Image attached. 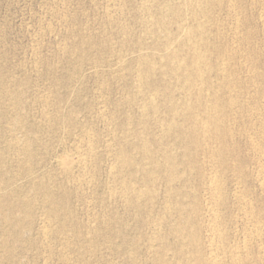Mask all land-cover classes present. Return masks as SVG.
<instances>
[{
    "label": "rangeland",
    "instance_id": "374dc122",
    "mask_svg": "<svg viewBox=\"0 0 264 264\" xmlns=\"http://www.w3.org/2000/svg\"><path fill=\"white\" fill-rule=\"evenodd\" d=\"M192 1L0 0V264H264V0ZM179 21L208 60L187 91Z\"/></svg>",
    "mask_w": 264,
    "mask_h": 264
},
{
    "label": "bare ground",
    "instance_id": "6f19581e",
    "mask_svg": "<svg viewBox=\"0 0 264 264\" xmlns=\"http://www.w3.org/2000/svg\"><path fill=\"white\" fill-rule=\"evenodd\" d=\"M146 1H147V0H146ZM213 1H214V0H213ZM150 2H151V1H150ZM192 2H195V3H196V1L187 0V4H188V6L191 7V8L194 7V5H192ZM199 2H200V1H199ZM204 2H206V1L204 0ZM228 2H229V0H228ZM108 3H110V2L108 1ZM108 3H107V4H108ZM195 3H194V4H195ZM113 4H114V3H113ZM163 4H164V3H163ZM180 4H181V3H180ZM200 4H201V3H200ZM219 4H220V3H219ZM227 4H228V3H227ZM235 4H236V3H235ZM111 5H112V4H111ZM116 5H117V4H116ZM141 5H142V4H141ZM181 5H182V4H181ZM184 5H185V3H184ZM184 5H183V6H184ZM216 5H217V4H216ZM144 6H145V5H144ZM164 6H165V5H164ZM195 6H196V10L193 9V11H192V13H191V14H192V18H195L197 15L200 14V10H197V8H198L197 4H195ZM117 7H118V6H117ZM179 7H180V5H179ZM230 7H231V6H230ZM120 8H121V7H120ZM140 8H141V7H140ZM144 8H145V7H144ZM227 8H228V7H227ZM232 8H234V7H232ZM151 9H152V8H151ZM153 9H154V8H153ZM183 9H184V7H183ZM187 9H188V7H187ZM187 9H186V10H187ZM113 10H114V9H113ZM191 10H192V9H191ZM227 10H229V9H227ZM231 10H232V9H231ZM115 11H116V10H115ZM147 11H149V9H148ZM204 11H205V10H204ZM206 11H207V9H206ZM233 11H234V10H233ZM233 11H232V12H233ZM140 12H141V11H140ZM216 12H217V11H216ZM109 14H110V13H109ZM109 14H108V15H109ZM127 14H128V13H127ZM233 14H234V13H233ZM230 15H231V14H230ZM238 15H239V14H238ZM106 16H107V15H106ZM115 16H116V15H115ZM118 16H119V15H118ZM140 16H141V15H140ZM142 16H143V15H142ZM233 16H234V15H233ZM111 17H112V16H111ZM151 17H152V16H151ZM160 17H161V16H160ZM163 17H164V19H165L164 14H163ZM213 18H214V17H213ZM138 19H139V18H138ZM136 20H137V19H136ZM143 20H144V19H143ZM178 20H179V19H178ZM160 21H161V22H160ZM160 21H158V23H159V24H162V20H160ZM186 21H187V20H186ZM106 22H107V21H106ZM109 22H110V21H109ZM147 22H148V20H147ZM190 22H191V21H190ZM195 22H196V21H195ZM112 23H113V22H112ZM176 23H177V22H176ZM204 23H205V22H204ZM204 23H202V24L204 25ZM106 24H107V23H106ZM114 24H115V23H114ZM117 24H118V23H117ZM121 24H122V23H121ZM153 24H155V23H152V24H149V25H153ZM163 24H164V23H163ZM108 25H109V24H108ZM124 25H125V24H124ZM189 25H190V24H189ZM189 25H188V27H187L183 22L180 23V21H179V23H177L178 29L182 30V32L184 31V33H185V38H184L183 41H180L179 46H180V47H183L184 45H186V46H188V49L192 52L191 55H190V57H188V62L185 63L186 65L183 64V63H182V64L179 63L178 61L182 59V58H181V55H180V57H179L177 54H175V53H173V52H172V54H170L171 56L169 55V56H170V59H169L168 61L170 62V65H171V66L169 67V71L172 70L171 73H173V74H176V73L173 72L174 70H180V69H182V68H185V69H186L187 66L190 67V69H189V71H190V73H191L190 75H194V79H191V78H190L189 81H190V80L193 81V80H199L200 78H202L201 76L203 75L202 73H203L204 71H203V72H200V69H201L202 65H203V66L206 65V64H204V63H205V61L207 60V57H206L205 54L203 55V54H199V53H198V50H199V48L201 47L202 42H204L203 39H202V36H200V38L197 37V38H199V39H194L196 34L202 35V32H203L202 27H203V26L197 24V26L195 25L197 28L192 29V28H189ZM115 26H116V25H115ZM158 26H159V25H158ZM164 26H165V25H164ZM161 27H162V26H161ZM200 27H201V28H200ZM118 28H119V27H118ZM120 28H121V27H120ZM145 28H146V27H145ZM162 28H163V27H162ZM176 28H177V27H176ZM237 28H238V27H237ZM237 28H236V29H237ZM163 29H164V28H163ZM156 30H157V29H156ZM126 33H127V32H126ZM122 34H123V32H122ZM180 34H181V33H180ZM182 34H183V33H182ZM182 34H181V35H182ZM199 35H198V36H199ZM208 35H209V34H208ZM208 35H207V36H208ZM163 36H164V35H163ZM204 36H205V35H204ZM155 37H156V36H155ZM165 37H166V36H165ZM177 37H178V36H177ZM177 37H176V40H177ZM181 37H182V36H181ZM205 37H206V36H205ZM205 37H204V38H205ZM123 38H124V37H123ZM163 38H164V37H163ZM156 39H159V38H156ZM161 39H162V38H161ZM210 39H211V38H210ZM233 39H234V38H233ZM235 39H236V38H235ZM174 40H175V39H174ZM176 40H175V41H176ZM204 40H205V39H204ZM211 40H212V39H211ZM244 40H245V39H244ZM143 41H144V40H143ZM165 41H166V40H165ZM167 41H168V40H167ZM171 41H172V40H171ZM171 41H170V42H171ZM175 41H173V42H175ZM177 41H178V40H177ZM237 41H238V40H237ZM237 41H236V42H237ZM168 42H169V41H168ZM170 42L168 43L169 45L171 44ZM206 42H207V40H206ZM208 42H209V41H208ZM233 42H234V41H233ZM245 42H246V41H245ZM210 43H211V41H210ZM163 44H164V43H163ZM166 44H167V43H166ZM176 44H177V42H176ZM207 44H208V43H207ZM207 44H206V45H207ZM169 45H168V47H170ZM211 45H212V44H211ZM163 46H164V45H163ZM177 46H178V45H177ZM207 46H208V45H207ZM172 47H173V46H172ZM174 48H175V47H174ZM206 48H207V47H206ZM214 48H215V47H214ZM234 48H235V47H234ZM61 49H62V48H61ZM168 49H169V48H168ZM176 49H177V48H176ZM171 50H172V49H171ZM178 50H180V49H178ZM207 50H208V48H207ZM137 51H138V50H137ZM141 51H142V50H141ZM152 51H153V50H152ZM168 51H169V50H168ZM175 51H176V50H175ZM186 51H187V50H186ZM205 51H206V50H205ZM83 52H84V51H83ZM201 52H202V51H201ZM228 52H229V51H228ZM164 53H165V52H164ZM178 53H179V52H178ZM182 53H183V52H182ZM202 53H203V52H202ZM139 54H140V52H139ZM145 54H146V53H145ZM147 54H148V53H147ZM225 54H226V53H225ZM229 54H230V53H229ZM233 54H234V52H233ZM234 56H235V55H234ZM140 57H141V58L143 59V61L145 62V58H147V57H145V56H140ZM159 57H160V55H159ZM156 58H157V57H156ZM139 61H140V60H139ZM148 61H149V60H148ZM207 61H208V60H207ZM222 61H223V60H222ZM149 62H150V61H149ZM149 62H148V63H149ZM159 62H160V61H159ZM159 62H158V63H159ZM169 62H168V64H169ZM231 62H232V61H231ZM150 63L152 64V62H150ZM150 63H149V64H150ZM153 63L155 64L156 62H153ZM136 64H137V63H136ZM166 64H167V63H166ZM225 64H226V63H225ZM227 64H228V63H227ZM137 65H138V64H137ZM144 65H145V64H144ZM221 65H222V64H221ZM230 65H231V64H230ZM141 66H142V65H141ZM154 66H155V65H154ZM222 66H224V65H222ZM222 66H221V68H222ZM143 67H145V66H143ZM155 67H156V66H155ZM159 67H160V66H159ZM165 67H166V66H164V68H165ZM226 67H227V66H226ZM226 67H225V68H226ZM230 67H231V66H230ZM137 68H138V67H137ZM140 68H141V67H140ZM164 68H163V69H164ZM170 68H171V69H170ZM221 68H220V69H221ZM225 68H224V70H225ZM138 69H139V68H138ZM153 69H154V68H153ZM153 69H151V67H150L149 71H151V70H153ZM205 69H206V67H205ZM222 69H223V68H222ZM141 70H142V69H140L141 75H143ZM147 70H148V69H147ZM157 70H158V67H157ZM157 70H156V71H157ZM182 70H183V69H182ZM208 70H210V69L208 68ZM135 71H136V69H135ZM143 71H144V70H143ZM167 71H168V70H167ZM169 71H168V72H169ZM219 71H220V70H219ZM221 71H222V70H221ZM225 71H227V70H225ZM165 72H166V71H165ZM207 72H208V71H207ZM137 73H139V70H138ZM152 73H153V72H152ZM171 73H170V74H171ZM187 73H188V72H187ZM208 73H209V72H208ZM162 74H163V73H162ZM162 74H161V75H162ZM164 74H165V73H164ZM173 74H172V75H173ZM188 74H189V73H188ZM188 74H187V75H188ZM145 75H146V74H145ZM157 75H158V73H157ZM165 75H166V74H165ZM251 75H252V74H251ZM135 76H136V75H135ZM138 76H139V75H138ZM138 76H137V77H138ZM173 76H174V79H176V78H175L176 76H175V75H173ZM182 76H183V75H182ZM143 77H146V76H143ZM189 77H191V76H189ZM226 77H227V76H226ZM140 78H141V77H140ZM167 78H168V77H167ZM184 78H185V77H184ZM203 78H204V77H203ZM136 79H137V78H136ZM143 79H144V78H143ZM143 79H142V80H143ZM178 79H179V78H178ZM161 80H162V79H161ZM133 81H134V80H133ZM138 81H139V80H138ZM140 81H141V80H140ZM185 81H186V80H185ZM189 81H188V82H189ZM192 81H190V83H188V84L185 86V88H186V90L184 89L185 91L191 89V88L194 86L195 83H193L194 81H193V82H192ZM202 81H203V80H202ZM202 81H200V82L203 83L204 81H203V82H202ZM145 82H146V80H145ZM191 82H192V83H191ZM220 82H221V81H220ZM175 83H176V82H175ZM249 83H250V82H249ZM142 84H143V83H142ZM166 84H167V83H166ZM178 84H179V83H178ZM144 85L146 86V84H144ZM169 85H170V84H169ZM173 85H174V84H173ZM184 85H185V83H184ZM206 85H207V84H206ZM206 85H205V86H206ZM164 86H165V85H164ZM164 86H163V87H164ZM167 86H168V84H167ZM196 86H197V84H196ZM199 86H200V85H199ZM207 86H208V85H207ZM171 87H172V86H171ZM175 87H176V86H175ZM139 88H140V87H139ZM172 88H173V87H172ZM172 88H171V89H172ZM194 88H195V87H194ZM197 88H198V87H197ZM135 89H138V88H135ZM143 89H144V87H143ZM175 89H176V88H175ZM199 89H200V88H199ZM219 89H220V88H219ZM229 89H230V88H229ZM176 90H177V89H176ZM195 90H196V88H195ZM214 90H215V89H214ZM234 90H235V88H234ZM137 91H138V90H137ZM166 91H168V90H166ZM181 91H182V90H181ZM200 91L202 92L201 89H200ZM204 91H205V90H204ZM247 91H248V90H247ZM194 92H195V91H194ZM254 92H255V91H254ZM138 93H139V92H138ZM171 93H172V92H171ZM171 93H170V95H171ZM182 93H183V92H182ZM236 93H237V92H236ZM135 94H137V92H136ZM145 94H146V93H145ZM204 94H205V93H204ZM10 95H11V94H10ZM131 95H132V94H131ZM138 95H140V94H138ZM146 95H147V94H146ZM146 95H143V96H145V98H146ZM148 95H151V94L149 93ZM148 95H147V97H148V100H147L148 102H147V103H151V102H153V101L156 99L155 97H153V96L150 97V96H148ZM160 95H161V94H160ZM164 95H165V94H164ZM188 95H189V94H188ZM208 95H209V94H208ZM212 95H213V94H212ZM234 95H235V94H234ZM255 95H256V94H255ZM11 96H12V95H11ZM133 96H134V95H133ZM143 96H142V97H143ZM167 96H168V95H167ZM178 96H179V94H178ZM182 96H184V95L182 94ZM200 96H201V95H200ZM209 96H210V95H209ZM215 96H216V95H215ZM9 97H10V96H9ZM216 97H217V96H216ZM140 98H141V97H140ZM145 98H144V100H145ZM186 98H187V97H186ZM192 98H193V97H192ZM207 98H208V97H207ZM212 98H213V97H212ZM160 99H161V98H160ZM187 99H188V98H187ZM208 99H209V98H208ZM213 99H214V98H213ZM228 99H229V98H228ZM236 99H237V98H236ZM236 99H235V100H236ZM131 100H132V99H131ZM136 100H137V99H136ZM205 100H206V99H205ZM214 100H217V99H214ZM231 100H232V97H231ZM235 100H234V101H235ZM128 101H129V100H128ZM182 101H183V100H182ZM188 101H189V100H188ZM207 101H208V100H207ZM228 101H229V100H228ZM228 101H227V102H228ZM129 102H131V101H129ZM142 102L144 103V101H142ZM154 102H155V101H154ZM203 102H204V101H203ZM209 102H210V99H209ZM239 102H240V101H239ZM140 103H141V102H140ZM178 103H179V102H178ZM223 103H224V102H223ZM228 103H229V102H228ZM233 103H234V102H233ZM131 104L133 105V103H131ZM153 104H155V103H153ZM167 104H168V103H167ZM182 104H183V103H182ZM208 104H209V103H208ZM208 104H206V105H208ZM210 104H211V103H210ZM219 104H220V103H219ZM221 104H222V103H221ZM225 104H226V103H225ZM231 104H232V103H231ZM240 104H241V103H240ZM140 105H141V104H140ZM145 105H146V103H145ZM148 105H149V104H147V106H148ZM173 105H174V104H173ZM185 105H186V104H185ZM212 105H213V104H212ZM226 105H227V104H226ZM229 105H230V104H229ZM147 106H146V107H147ZM152 106H154V105H152ZM152 106H150V107H152ZM175 106H176V105H175ZM175 106H174V107H175ZM204 106H205V105H204ZM204 106H203V107H204ZM214 106H215V104H214ZM214 106H213V107H214ZM227 106H228V105H227ZM230 106H231V105H230ZM230 106H228V107L230 108ZM155 107H156V105H155ZM174 107L171 105L170 111H171L172 115H173V114H174V115H175V114L178 115V114L176 113V110H175L176 108L174 109ZM201 107H202V106H201ZM210 107H211V106H210ZM213 107H212V108H213ZM215 107H217V106H215ZM215 107H214V108H215ZM222 107H223V106H222ZM222 107H221V108H222ZM245 107H246V106H245ZM256 107H257V106H256ZM207 108H209V107H207ZM207 108H206V109H207ZM212 108H211V109H212ZM214 108H213V109H214ZM219 108H220V107H219ZM202 109L205 111V107L202 108ZM202 109H201V110H202ZM235 109H236V108H235ZM251 109H252V108H251ZM263 109H264V108H263ZM145 110H146V108L144 109V111H145ZM208 110H209V109H208ZM220 110H222V109H220ZM246 110H247V109H246ZM258 110H259V109H258ZM204 111H202V112H204ZM217 111H218V110H217ZM146 112H147V110H146ZM187 112H188V111H187ZM212 112H215V111H212ZM218 112H219V111H218ZM141 113H142V112H141ZM143 113H144V112H143ZM171 113H170V114H171ZM181 113H183V112H181ZM210 113H211V112H210ZM215 113H216V112H215ZM215 113H214V115H216ZM223 113H224V112H223ZM144 114H145V113H144ZM153 114H155V113H153ZM153 114H152V115H153ZM227 114H228V113H227ZM227 114H226V115H227ZM140 115H141V114H139V116H140ZM174 115H173V116H174ZM176 115H175V116H176ZM189 115L191 116L192 114H191L190 112H188V117H189ZM204 115H205V114H204ZM204 115H203V116H204ZM214 115H213V116H214ZM243 115H244V114H243ZM141 116H142V115H141ZM149 116H150V115H149ZM154 116H155V115H154ZM197 116H198V114H197ZM207 116H208V115H207ZM211 116H212V115H211ZM213 116H212V119H214ZM234 116H235V115H234ZM254 116H255V115H254ZM143 117H145V116H142V118H143ZM152 117H153V116H152ZM214 117H217V116H214ZM219 117H220V116H219ZM248 117H250V116L248 115ZM251 117H252V116H251ZM170 118H171V117H170ZM175 118H176V117H175ZM189 118H190V117H189ZM199 118H200V120H201V117H199ZM204 118H205V117H204ZM226 118H227V117H226ZM226 118H225V119H226ZM172 119H173V118H172ZM232 119H233V118H232ZM247 119H248V118H247ZM261 119H262V118H261ZM261 119H260V121H261ZM139 120H140V118H138V121H139ZM190 120H191V119H190ZM249 120H250V119H249ZM142 121H143V120H142ZM142 121H141V122H142ZM171 121H172L173 123L175 122V121H173V120H171ZM186 121H187V119H186ZM193 121H194V120H193ZM219 121H220V120H219ZM247 121H248V120H247ZM141 122H139V123H141ZM199 122H200V121H199ZM213 122H216V121H212V120H210L209 118H207V119L203 120V122L201 123L202 125H201V124H200V126L198 125V126H199V129H201L202 131H203V130L205 131L206 129L208 130V127H210L212 124H214ZM222 122H223V121H222ZM222 122H220V123H222ZM232 122H233V121H232ZM139 123H138V124H139ZM145 123H146V122H145ZM165 123H167V122H165ZM178 123H181V121L178 122ZM178 123H177V126L180 125V124H178ZM195 123H196V122H195ZM223 123H225V121H224ZM158 124H159V123H158ZM196 124H197V123H196ZM216 124H217V123H216ZM168 125H169V123H168ZM220 125H221V124H220ZM220 125H219V126H220ZM251 125H252V124H251ZM147 126H148V125H147ZM163 126H164V125H163ZM229 126H230V125H229ZM144 127H145V125H144ZM144 127L142 126V128H144ZM165 127H166V126H165ZM167 127H168V126H167ZM212 127H213V125H212ZM212 127H210V131H211V128H212ZM170 128H171V127H170ZM178 128H179V127H178ZM213 128L215 129V127H213ZM220 128H221V127H220ZM224 128H225V127H223V129H224ZM160 129H161V128H160ZM160 129H159V131H160ZM166 129H168V128H166ZM171 129H172V128H171ZM179 129H180V128H179ZM199 129H196V130H199ZM223 129H222V130H223ZM161 130H163V129H161ZM172 130H173V129H172ZM192 130H194V129H192ZM207 130H206V131H207ZM224 130H225V129H224ZM163 131H164V130H163ZM166 131H167V130H166ZM168 131H169V130H168ZM202 131H200L199 133H202ZM208 131H209V130H208ZM213 131H214V130H213ZM172 132H174V131H171V133H172ZM192 132H193V131H192ZM196 132H197V131H196ZM196 132H195V133H196ZM260 132H261V131H260ZM195 133H193V134H195ZM211 133H212V131L210 132V135H211ZM226 133H229V132H226ZM145 134H146V133H145ZM163 134H164V132H163ZM166 134H168V133L166 132ZM173 134H174V133H173ZM204 134H206V133H204ZM208 134H209V133H208ZM217 134H218V133H217ZM219 134H221V133L219 132ZM180 135H181V134H180ZM260 135H261V134H260ZM142 136H143V135H142ZM172 136H173V135H172ZM195 136H196V135H195ZM200 136H201V134H200ZM202 136H203V134H202ZM204 136L206 137V135H204ZM208 136H209V135H208ZM213 136H214V135H213ZM219 136H221V135H219ZM144 137H146V136H144ZM180 137H181V136H180ZM221 137H222V136H221ZM226 137H227V136H226ZM229 137H230V136H229ZM137 138H138V137H137ZM154 138H155V137H154ZM184 138H185V137H184ZM187 138H188V137H187ZM197 138H198V137H197ZM227 138H228V137H227ZM256 138H257V137H256ZM128 139H129V138H128ZM138 139H139V138H138ZM142 139H144V138H142ZM159 139H160V138H159ZM191 139H192V138H191ZM200 139H201V138H200ZM206 139H207V138H206ZM210 139H211V138H210ZM210 139H209V140H210ZM212 139H213V138H212ZM223 139H224V138H223ZM139 140H140V139H139ZM144 140H145V139H144ZM213 140H214V139H213ZM248 140H249V139H248ZM180 141H181V140H180ZM184 141H185V140H184ZM189 141H190V140H189ZM215 141H216V140H215ZM256 141H257V140H256ZM199 142H200V140H199ZM201 142H203V141L201 140ZM217 142H218V141H217ZM247 142H248V141H247ZM138 143H139V142H138ZM143 143H148V142H147V139H146V142L143 141ZM187 143H188V142H187ZM203 143H204V142H203ZM203 143H202V144H203ZM213 143H214V142H213ZM136 144H137V142H136ZM181 144H182V143H181ZM221 145H222V144H221ZM255 145H256V144H255ZM134 146H135V144H134ZM193 146H194V144H193ZM204 146H205V145H203V146L201 145V147H204ZM213 146H214V145H213ZM184 147H185V146H184ZM197 147H198V145H197ZM211 147H212V145H211ZM253 147H254V146H253ZM140 148H141V147H140ZM185 148H186V147H185ZM185 148H184V149H185ZM187 148H188V147H187ZM124 149H125V147H124ZM142 149H143V148H141V150L139 149V153H140V151H144L145 148H144L143 150H142ZM172 149H173V148H172ZM193 149H194V148H193ZM249 149H250V148H249ZM254 149H255V148H254ZM160 150H161V149H160ZM168 150H169V149H168ZM210 150H211V149H210ZM231 150H232V149H231ZM255 150H257V149H255ZM147 151H148V150H147ZM173 151H174V150H173ZM156 152H157V151H156ZM193 152H194V151H193ZM213 152H214V151H213ZM261 152H262V151H261ZM145 153H146V150H145ZM214 153H216V152H214ZM127 154H128V153H127ZM142 154L145 155L144 153H142ZM148 154H149V153H148ZM150 154H151V152H150ZM188 154H189V153H188ZM193 154H194V153H193ZM143 155H142V156H143ZM158 155H159V154H158ZM167 155H168V154H167ZM171 155H172V154H171ZM185 155H186V154H185ZM149 156H150V155H149ZM151 156H152V155H151ZM151 156H150V157H151ZM161 156H162V155H161ZM168 156H169V155H168ZM172 156H173V155H172ZM213 156H216V155H213ZM255 156H256V155H255ZM159 157H160V156H159ZM182 157H183V156H182ZM194 157H195V156H194ZM201 157H202V156H201ZM205 157H207V156H205ZM256 157H257V156H256ZM122 158L124 159L125 157H121V159H122ZM128 158H129V157H127V159H128ZM146 158H147V157H146ZM174 158H175V157H174ZM176 158H177V157H176ZM213 158H214V157H213ZM142 159H143V160H142ZM179 159H183V158H179ZM186 159H187V158H186ZM189 159H190V158H189ZM207 159H208V158H207ZM211 159H212V158H211ZM260 159H261V158H260ZM78 160H79V159H78ZM141 160L144 161V157H142ZM145 160H146V159H145ZM155 160H156V158H155ZM155 160H154V161H155ZM167 160H168V159H167ZM170 160H171V159H170ZM174 160H175V159H174ZM177 160H178V159H177ZM191 160H192V159H191ZM80 161H81V160H80ZM86 161H87V160H86ZM121 161H122V160H121ZM121 161L119 160L118 162H119V163L124 162V161H122V162H121ZM125 161H126V160H125ZM131 161H132V160H131ZM189 161H190V160H189ZM205 161H206V160H205ZM208 161H209V160H208ZM231 161H232V160H231ZM263 161H264V160H263ZM81 162H82V161H81ZM83 162H85V161L83 160ZM116 162H117V161H116ZM133 162H134V161H133ZM160 162H161V161H160ZM177 162H178V161H176V163H177ZM182 162H183V161H182ZM184 162H186V161H184ZM184 162H183V163H184ZM256 162H257V161H256ZM256 162H255V163H256ZM126 163H127V162H126ZM148 163H149V162H148ZM150 163H151V162H150ZM162 163H163V161H162ZM186 163H187V162H186ZM205 163H206V162H205ZM237 163H238V162H237ZM260 163H261V162H260ZM85 164H86V163H85ZM124 164H125V163H124ZM145 164H146V163H145ZM160 164H161V163H160ZM164 164H166L165 161H164ZM170 164H173V163L170 161ZM170 164H169V165H170ZM257 164H258V162H257ZM257 164H256V165H257ZM82 165H83V164H82ZM118 165H119V164H118ZM118 165H116V166H118ZM120 165H121V164H120ZM150 165H151V164H150ZM166 165H167V164H166ZM213 165H215V164H213ZM146 166H147V164H146ZM148 166H149V164H148ZM164 166H165V165H164ZM173 166H174V165H173ZM200 166H201V165H200ZM162 167H163V166H162ZM166 167H168V165H167ZM260 167H261V166H260ZM234 168H235V167H234ZM255 168H256V167H255ZM258 168H259V167H258ZM115 169H116V168H115ZM115 169H114V170H115ZM160 169H161V168H160ZM168 169H169V168H168ZM171 169H172V167H171ZM175 169H176V168H175ZM210 169H211V168H210ZM149 170H150V169H149ZM172 170H173V169H172ZM206 170H207V169H206ZM231 170H232V169H231ZM231 170H230V171H231ZM115 171H116V170H115ZM147 171H148V170H147ZM147 171H146V172H147ZM181 171H182V170H181ZM215 171H216V169H215ZM232 171H233V170H232ZM256 171H257V170H256ZM207 172H208V171H207ZM211 172H212V171H211ZM213 172H214V170H213ZM233 172H234V171H233ZM112 173H113V172H112ZM115 173H116V172H115ZM168 173H169V172H168ZM170 173H171V172H170ZM182 173H183V172H182ZM214 173H215V172H214ZM235 173H236V172H235ZM240 173H241V172H240ZM260 173L262 174L263 172H260ZM260 173H259V174H260ZM147 174H148V173H147ZM147 174H146V175H147ZM172 174H173V173H172ZM175 174H176V173H175ZM175 174H174V175H175ZM180 174H181V173H180ZM211 174H212V173H211ZM216 174H217V173H216ZM216 174H215V176H216ZM177 175H178V174H177ZM181 175H182V174H181ZM209 175H210V174H209ZM217 175H218V174H217ZM200 176H201V175H200ZM202 176H203V175H202ZM210 176H211V175H210ZM213 176H214V175H213ZM215 176L212 177L214 180H215V178H216ZM253 176H254V175H253ZM259 176H261V175H259ZM167 177H169V176H167ZM171 177H174V176H171ZM175 177H177V179L179 178V177L176 176V175H175ZM207 177H208V175L206 176V178H207ZM261 177H262V176H261ZM146 178H147V176H146ZM169 178H170V177H169ZM209 178H210V177H209ZM232 178H233V177H232ZM236 178H237V177H236ZM253 178H254V177H253ZM255 178H256V177H255ZM147 179H148V178H147ZM173 179H174V178H173ZM213 179H212V180L209 179V180L212 182ZM234 179H235V178H234ZM263 179H264V178H263ZM144 180H145V179H144ZM166 180H167V179H166ZM178 180H179V179H178ZM205 180H206V179H205ZM209 180H208V183H210ZM218 180H219V178H218ZM218 180H217V181H218ZM151 181H152V176H151V180H149V182L152 183ZM232 181H233V180H232ZM203 182H204V181H203ZM214 182H215V181H214ZM220 182H221V181H220ZM171 183H172V182H171ZM218 183H219V182H218ZM227 183H228V182H227ZM212 184H213V183H212ZM214 184H215V183H214ZM214 184H213V185H214ZM216 184H217V182H216ZM220 184H222V182H221ZM220 184H219V185H220ZM205 185H206L205 187H207V184H205ZM209 185H210V184H209ZM213 185H212V186H213ZM262 185H263V183H262ZM119 186H120V185H119ZM220 186H221V185H220ZM130 187H131V185H130ZM132 187H133V186H132ZM132 187H131V189H132ZM210 187H211V186H210ZM236 187H237V186H236ZM114 188H115V187H114ZM118 188H119V187H118ZM122 188L124 189V187H122ZM122 188H121V189H122ZM126 188H127V191H129V190H128L129 188H128L127 186H126ZM126 188H125V189H126ZM211 188L213 189V191H211V192H215L214 189L216 190L218 187L216 188V186H214V187H211ZM211 188H210V189H211ZM219 188H220V187H219ZM116 189H117V188H116ZM131 189H130V190H131ZM135 189H136V188H135ZM210 189H208V190H210ZM212 189H211V190H212ZM137 190H138V189H137ZM137 190H136V191H137ZM236 190H237V189H236ZM116 191H117V190H116ZM120 191H121V190H120ZM124 191H126V190H123V191H121L120 193H122V195H124ZM132 191H133V190H132ZM218 191H221V190L219 189ZM142 192H143V191H142ZM144 192H145V190H144ZM203 192H204V191H203ZM206 192H207V191H206ZM208 192H209V191H208ZM211 192H210V193H211ZM120 193H119V194H120ZM217 193H218V192H217ZM117 194H118V193H117ZM140 194H142V193H140ZM140 194L138 193V194H136V195L139 196ZM148 194H149V193H148ZM203 194H204V193H203ZM205 194H206V193H205ZM208 194H209V193H208ZM211 194H213V193H211ZM115 195H116V194H115ZM120 195H121V194H120ZM126 195H127V194H126ZM128 195H129V193H128ZM131 195H132V194H131ZM183 195H184V194H183ZM216 195H217V194H216ZM216 195H215V196H216ZM218 195H219V193H218ZM218 195H217V196H218ZM117 196H118V195H117ZM142 196H143V195H142ZM145 196H146V195H145ZM190 196H191V195H190ZM202 196H203V195H202ZM206 196H207V194H206ZM209 196H210V195H209ZM217 196H216V197H217ZM221 196H222V195H221ZM224 196H225V195H224ZM126 197H127V196H126ZM126 197H125V198H126ZM136 197H137V196H136ZM143 197H144V196H143ZM143 197H142V198H143ZM207 197H208V196H207ZM234 197H235V196H234ZM125 198H124V199H125ZM138 198H140V197H138ZM138 198H137V199H138ZM218 198H219V196H218ZM218 198H217V199H218ZM137 199H136V200H137ZM206 199H207V198H206ZM214 199H215V198H214ZM217 199H216V200H217ZM236 199H237V198H236ZM139 200H140V199H139ZM139 200H137V201H139ZM203 200H204V199H203ZM208 200H209V199H208ZM216 200H215V202H216ZM210 201L213 202L214 200H210ZM220 201H221V200H220ZM238 201H239V200H238ZM143 202H144V201H143ZM209 203H210V202H209ZM216 203H217V202H216ZM210 204H211V203H210ZM232 204H233V202H232ZM238 204H239V203H238ZM212 205H213V203H212ZM212 205H210V206H212ZM233 205H234V204H233ZM204 206H205V205H204ZM215 206H216V205H215ZM217 206L219 207L220 205L218 204ZM217 206H216V207H217ZM236 206H237V204H236ZM218 207H217V208H218ZM247 207H248V206H247ZM8 208H9V207H8ZM208 208H209V207H208ZM219 208H220V207H219ZM236 208H237V207H236ZM243 208H244V207H243ZM206 209H207V206H206ZM210 209H211V208H210ZM234 209H235V208H234ZM241 209H242V208H241ZM250 209H251V208H250ZM203 210H204V209H203ZM238 210H239V209H238ZM205 211H206V210H205ZM205 211H204V212H205ZM208 211H209V210H208ZM208 211H207V212H208ZM211 211H212V209H211ZM215 211L217 212V210H215ZM207 212H206V213H207ZM213 212H214V211H213ZM216 212H215V213H216ZM230 212H231V211H230ZM201 213H202V212H201ZM219 213H221V212H219ZM243 213H245V212H243ZM251 213H252V212H251ZM213 214H214V213H212V215H213ZM233 214H234V213H233ZM217 215H219V214L216 213L215 216H217ZM241 215H242V214H241ZM244 216H246V214H245ZM244 216H243V217H244ZM209 217H210V216H209ZM253 217H254V215H253ZM206 218H207V217H206ZM212 218H213V217H212ZM212 218H211V219H212ZM214 218H215V217H214ZM215 219H216V218H215ZM219 220H220V219H219ZM250 220H251V219H250ZM250 220H249V222H250ZM254 220H256V219L254 218ZM254 220H253V222L257 224V222L254 221ZM161 222H162V221H161ZM197 222H198V221H197ZM208 223H209V222H208ZM210 223H212V222L210 221ZM214 223H215V221H214ZM214 223H213V224H214ZM217 223H218V222H217ZM247 223H248V222H247ZM179 224H180V223H179ZM200 224H201V223H200ZM206 224H207V223H206ZM220 224H221V222L219 223V226H220ZM244 224H245V223H244ZM256 224H255V225H256ZM157 225H159V224H157ZM181 225H183V224H181ZM214 225H217V224H214ZM253 225H254V224H253ZM253 225H252V226H253ZM206 226H207V225H206ZM250 226H251V225H250ZM258 226H259V225H258ZM153 227H154V226H153ZM189 227H190V226H189ZM204 227H205V226H204ZM216 227H217V226L214 227V226H212V225H211V226H208L209 232H212L211 234L209 233L210 235H215V234H216V232H217V231H216ZM261 227H262V226H261ZM154 228H155V227H154ZM181 228H182V227H181ZM206 228H207V227H206ZM254 228H255V227H254ZM256 228H257V230H259V228L257 227V225H256ZM256 228H255V229H256ZM152 229H153V228H152ZM156 229H157V228H156ZM218 229H219V228H218ZM221 229H222V228H221ZM182 230H183V229H182ZM247 230H248V229H247ZM247 230H246V231H247ZM250 230H251V229H250ZM252 230L254 231V229H252ZM156 231H157V230H156ZM205 231H206V230H205ZM218 231H219V230H218ZM220 231H221V230H220ZM255 231H256V230H255ZM260 231H261V230H259V232H260ZM207 232H208V230H207ZM207 232H206V233H207ZM221 232H222V231H221ZM249 232H250V231H249ZM259 232H258V233H259ZM203 233H204V232H203ZM220 234H221V233H220ZM220 234H219V235H220ZM253 234H254V233H253ZM253 234L250 233L251 237H252ZM259 234H260V233H259ZM207 235H208V234H207ZM256 235H257V233H256ZM175 236H176V235H175ZM216 236H217V234L215 235V237H216ZM223 236H224V235H223ZM223 236H222V237H223ZM254 236H255V235H254ZM257 236H259V235H257ZM262 236H263V235H262ZM209 237H210V236H209ZM209 237H208V238H209ZM211 237H212V236H211ZM215 237H214V238H215ZM218 237H219V236H218ZM220 237H221V236H220ZM243 237H244V236H243ZM247 237H248V236H247ZM247 237H246V238H247ZM255 237H256V236H255ZM255 237H254V238H255ZM156 238H157V236H156ZM252 238H253V237H252ZM252 238H251V239H252ZM258 238H259V237H258ZM159 239H160V238H159ZM205 239H206V238H205ZM209 239H210V238H209ZM211 239H212V238H211ZM207 240H208V239H207ZM212 240H213V239H212ZM217 240H219V239H217ZM220 240H221V239H220ZM246 240L249 241L250 239H246ZM254 240H255V239H253L252 241H254ZM193 241H194V240H193ZM205 241H206V240H205ZM215 241H216V240H215ZM243 241H245V240H243ZM248 241H247V242H248ZM207 242H208V241H207ZM213 242H214V241H213ZM213 242L211 241L212 245H214ZM245 242H246V241H245ZM245 242H244V243H245ZM247 242H246V243H247ZM259 242H260V241H259ZM183 243H184V242H183ZM209 243H210V240H209ZM214 243H215V242H214ZM216 243H217V241H216ZM244 243H243V244H244ZM248 243H250V242H248ZM243 244H242V245H243ZM250 244H251V243H250ZM259 244H260V243H259ZM263 244H264V242H263ZM237 245H238V244H237ZM245 245H246V244H245ZM245 245H244V246H245ZM190 246H191V245H190ZM195 246H196V245H195ZM209 246H211V245H209ZM249 246H250V245H249ZM191 247H192V246H191ZM206 247L208 248V244H207ZM211 248H212V247H211ZM242 248H244V247L242 246ZM213 249H215V245H214V248H213ZM222 249H223V248H222ZM229 249H232V248H229ZM238 249H240V248H238ZM262 249H263V248H262ZM155 250H156V249H155ZM208 250L210 251L209 248H208ZM234 250H235V247H234ZM156 251H157V250H156ZM221 251H222V250H221ZM221 251H220V252H221ZM235 251L238 252L237 249H236ZM246 251H247V249H246ZM211 252H212V250H211ZM211 252H209V253H211ZM213 252L216 253L215 250H213ZM217 252H218V251H217ZM233 252H234V251H233ZM154 253H155V252H154ZM209 253H208V254H209ZM214 253H213V254H214ZM228 253H230V251H229ZM240 253H241V252H240ZM216 254H219V253H216ZM220 254H221V253H220ZM231 254H232V253H231ZM233 254H234V253H233ZM235 254L237 255V253H235ZM235 254H234V255H235ZM256 254H257V253H256ZM154 255H155V254H154ZM211 255H212V254H211ZM227 255H228V254H227ZM215 256H216V255H215ZM215 256H210V257H208V258L206 259L207 262H208V264H209V263H210V264H220V263L217 261V257H215ZM219 256H220V255H219ZM222 256H223V255H222ZM231 256H232V255H231ZM237 256H238V255H237ZM245 256H246V255H245ZM228 257H229V256H228ZM228 257H227V258H228ZM239 257H240V256H239ZM247 257H248V256H247ZM158 258H159V257H158ZM230 258H231V257H230ZM159 259H160V258H159ZM200 259H201V258H200ZM221 259H222V258H221ZM231 259H232V262L236 264L237 260H239L240 258H238V259L236 260L235 258L232 257ZM243 259L245 260L246 258H242V260H243ZM224 260H225V259H224ZM229 260H230V259H229ZM157 261H158V259H157ZM161 261H162V260H161ZM161 261L159 260V262H161ZM166 261H167V260H166ZM230 261H231V260H230ZM230 261H228V262H230ZM203 262H204V260H203ZM220 262L222 263L221 260H220ZM223 262H224V261H223ZM232 262H230V264H231ZM238 262H239V261H238ZM238 262H237V263H238ZM251 262H252V261H251ZM194 263H195V262H194ZM249 263H250V262H249ZM162 264H165V263H162ZM206 264H207V263H206ZM223 264H224V263H223Z\"/></svg>",
    "mask_w": 264,
    "mask_h": 264
}]
</instances>
